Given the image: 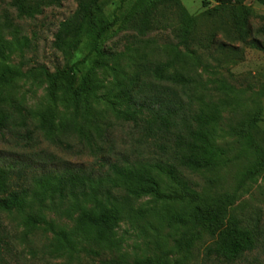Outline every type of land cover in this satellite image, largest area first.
<instances>
[{
  "label": "trees",
  "instance_id": "obj_1",
  "mask_svg": "<svg viewBox=\"0 0 264 264\" xmlns=\"http://www.w3.org/2000/svg\"><path fill=\"white\" fill-rule=\"evenodd\" d=\"M61 1L10 0L9 6L18 17L33 18L42 7ZM216 1L200 16H192L181 0H122L111 21L95 17L102 0H77L75 12L59 24L54 47L72 58L85 44L94 65L80 76L76 69L86 57L54 72L43 65L34 69L46 83L49 105L43 109L6 89L11 79L31 72L0 63V264H12L1 215L15 213L22 218L24 236L49 226L50 251L65 257L64 264H73V257L86 249L88 245L81 243L92 241L112 250L118 245L116 229L122 219L135 210L148 213L160 207L168 215L176 248V256L165 258L164 264L235 263L264 245L260 217L245 216L234 206L238 195L264 173V118L259 112L239 125L242 153L249 156L250 164L232 190L211 195L199 191L190 177L228 160L218 141L224 103L205 101L207 87L200 75L178 60L180 48L193 54V45L209 47L208 40L215 39V34L200 33L201 19L221 28L231 42H257L248 41L252 14L245 0ZM257 1L264 5V0ZM116 23L138 34L170 28L176 55L167 61L144 57L131 75L104 84L99 72L113 70L111 60L127 55L103 48ZM3 25L0 56L6 48ZM101 99L110 103L115 113L109 116L121 124L104 116L108 113L97 105ZM60 106L66 112L58 110ZM124 124L132 129L130 147L117 151L116 126ZM54 150L88 160L73 163ZM209 182L213 185L215 179ZM145 198L152 208H134ZM46 211L78 213L75 227L53 228ZM210 227L218 229L214 237L197 244L202 230ZM155 262L145 256L136 264Z\"/></svg>",
  "mask_w": 264,
  "mask_h": 264
},
{
  "label": "rangeland",
  "instance_id": "obj_2",
  "mask_svg": "<svg viewBox=\"0 0 264 264\" xmlns=\"http://www.w3.org/2000/svg\"><path fill=\"white\" fill-rule=\"evenodd\" d=\"M9 1L0 0V26L5 25H3L5 40L7 43L10 41L11 47L7 48L4 40L6 48L0 56V63H8L19 71L31 72V74L14 77L11 83L4 84L8 86L6 89L10 92L25 98L27 104L43 109L49 105L45 97L46 83L43 82L39 71L34 69L43 65L50 72H54L57 68H68L74 61L93 56L85 44H82L72 58L63 55L54 47L55 33L59 24L75 12L77 0H62L59 5L42 7L33 18L18 17L17 11L9 6ZM121 1L102 0L101 8L96 12L95 17L98 20L110 18L109 20L112 21ZM181 1L192 16H200L205 9L217 4L216 0ZM245 4L252 14L249 19L251 34L248 41L255 38L256 44L252 41L247 44L239 41L231 42L225 37V32L221 28L201 19L197 23L198 29L202 31L200 33L215 34V39L212 42L208 40L209 47L201 48L193 45L191 47L193 54L189 50L180 48L181 55L178 56V60L181 59L182 64L190 68L194 74L200 75L201 81L206 85L205 101L224 103L222 119L218 122V132L221 135L218 141L226 149L228 160L221 167L206 169L190 176L199 185L197 187L199 191H208L211 195L232 190L236 186L238 175L250 164L249 156L242 153L240 135L237 134L242 120L256 112L264 118V5L257 0H245ZM118 25L116 23L111 26L109 36L103 42V48L125 52L127 55L120 61L111 60L110 64L115 66L113 70L109 69L106 73L99 72V79L103 80L104 84L114 81L117 77L131 75L136 70V63L144 57L167 61L176 55L172 50L176 39L170 28H159L138 34L130 29L119 28ZM15 40H19L20 44L16 45ZM222 43L225 45L222 46ZM92 65L94 62L88 59L77 67L76 73L78 76L85 74L90 71ZM103 91L106 89L103 88ZM109 104L105 99H101L97 105L99 109L108 113L104 116L109 117L115 124H121L119 119L109 116L110 113H115ZM58 110L62 113L66 112L61 106ZM124 125L116 126L118 131L113 139L117 142V151H125L126 146L130 147L129 136L132 129L128 124ZM54 151L73 163L88 160L86 156L81 157L75 153ZM210 178L215 179L213 185L209 182ZM146 201L147 198L136 202L134 208H152V205ZM234 206L245 216L260 217V224L264 230V173L238 195ZM167 216L166 210L161 207L155 210L149 209L148 213L135 210L122 219L117 227L116 247L110 250L100 248L92 241L90 244L81 243L82 246H88L73 257L72 263L136 264L145 256H152L156 260L154 264H164L165 258L176 256L172 229ZM77 217L78 213L68 215L46 211V218L55 229L63 227L72 230L76 225ZM1 221L6 227L5 238L10 243L9 257L12 264L65 263V257H55L50 251L49 240L53 234L49 226L24 236L22 218L18 213L10 216L2 214ZM216 231H218L216 227L203 229L197 244L211 240ZM195 252L196 249L193 250V253ZM215 264H264V245H260L235 263L220 261Z\"/></svg>",
  "mask_w": 264,
  "mask_h": 264
}]
</instances>
